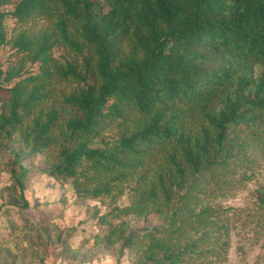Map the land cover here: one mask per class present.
Here are the masks:
<instances>
[{
	"label": "trees",
	"instance_id": "16d2710c",
	"mask_svg": "<svg viewBox=\"0 0 264 264\" xmlns=\"http://www.w3.org/2000/svg\"><path fill=\"white\" fill-rule=\"evenodd\" d=\"M9 19L50 26L12 36ZM7 46L20 57L0 66V152L18 137L56 182L108 199L95 241H123L136 264L225 261L230 226L205 199L264 158V0H0ZM64 81L82 85L63 97L68 120L48 107ZM154 215L126 235L123 217Z\"/></svg>",
	"mask_w": 264,
	"mask_h": 264
},
{
	"label": "rangeland",
	"instance_id": "374dc122",
	"mask_svg": "<svg viewBox=\"0 0 264 264\" xmlns=\"http://www.w3.org/2000/svg\"><path fill=\"white\" fill-rule=\"evenodd\" d=\"M6 10H13V6ZM6 26L13 36L21 31L38 32L50 24L44 20L19 24L9 19ZM55 55L61 63L72 56L63 48L57 49ZM19 57L7 46L0 51V66L10 69L15 62L18 65ZM28 69L36 71L30 63L24 71ZM81 89L82 85L73 81L56 84L48 107L53 105L68 120L75 113L65 105L63 97ZM18 154L19 168L28 172L23 191L10 170V162ZM22 194L29 209L24 208ZM208 194L205 204L220 212L222 222L231 230L227 258L210 264H264V205L260 201L264 197V158L258 157L253 166L239 171L222 194L214 190ZM127 203L126 197L120 200V204ZM111 209L108 199H82L70 185L56 182L49 175L44 156H28L18 137L0 152V264H136L134 255L123 248V241L115 246L95 241V236L108 230L98 221ZM122 220L129 228L126 235L144 233L163 224L155 215L147 221L136 216Z\"/></svg>",
	"mask_w": 264,
	"mask_h": 264
}]
</instances>
